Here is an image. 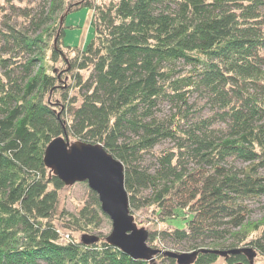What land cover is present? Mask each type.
Segmentation results:
<instances>
[{
    "label": "trees",
    "instance_id": "obj_1",
    "mask_svg": "<svg viewBox=\"0 0 264 264\" xmlns=\"http://www.w3.org/2000/svg\"><path fill=\"white\" fill-rule=\"evenodd\" d=\"M84 6L92 35L84 46L65 44L64 16ZM16 8L20 25L0 20V264H152L70 233L92 231L107 215L90 188L76 212H58L64 183L43 153L62 134L99 142L122 161L130 211L143 188L151 190L143 203L162 216L188 208L185 225L161 229V238L189 250L247 243L264 256V215L243 226V201L264 197V0H36ZM197 96L208 115L191 110ZM163 100L175 109L166 116L156 111ZM166 138L172 144L155 153L153 167L141 165V153ZM157 256L154 264H178ZM218 256L198 251L193 262ZM224 258L248 261L244 252Z\"/></svg>",
    "mask_w": 264,
    "mask_h": 264
},
{
    "label": "water",
    "instance_id": "obj_2",
    "mask_svg": "<svg viewBox=\"0 0 264 264\" xmlns=\"http://www.w3.org/2000/svg\"><path fill=\"white\" fill-rule=\"evenodd\" d=\"M43 162L64 184L86 181L97 194L100 209L111 221L105 240L132 258L146 259L154 264V255L160 252L175 258L178 264H190L198 251L209 250L222 256L244 252L247 263L235 261L231 264H254L255 250L249 246L225 249L199 247L187 251L149 246L146 230L136 224L129 210L123 163L99 142L77 139L70 142L66 134L54 136L45 146ZM79 240L84 244L93 243L98 240V235L82 232Z\"/></svg>",
    "mask_w": 264,
    "mask_h": 264
},
{
    "label": "rangeland",
    "instance_id": "obj_3",
    "mask_svg": "<svg viewBox=\"0 0 264 264\" xmlns=\"http://www.w3.org/2000/svg\"><path fill=\"white\" fill-rule=\"evenodd\" d=\"M12 1V6L10 4L4 3V0H0V20H7L9 23L15 24L16 26L21 24L22 17L15 15V12L18 10L16 6H24V5H32L36 2V0H10ZM4 4V5H3ZM13 7L14 11L11 10ZM16 9V10H15ZM92 9L89 7H80L75 10H71L67 12L64 16V34L62 40L65 44L74 45V46H84L85 43L89 40L92 35V27L90 24ZM61 62L57 60L55 66L60 67L61 79H63L62 85H66L67 80H69V74L66 72L67 70H61L65 66H61ZM178 67L182 66L181 63L177 64ZM67 67V66H66ZM183 67H186L184 65ZM86 72H84V75ZM68 78V79H67ZM71 81V80H70ZM71 84V82H70ZM75 88L69 89V95H73ZM193 107L192 109L196 113L205 116L210 113V106L208 104L203 103V99L197 97H192ZM78 101V100H77ZM77 103V102H75ZM174 106L167 100L161 101L157 106V114L160 116H166L172 111H174ZM63 135V134H62ZM67 135V134H66ZM68 137V135H67ZM69 141H73V139L69 138ZM172 144L170 139H162L160 140L152 150L141 153L139 163L147 168H152L155 164L154 155L158 151L169 147ZM230 163H233L230 161ZM236 165H241V162H235ZM264 172V169L262 170ZM151 192L150 188H143L139 192V196L137 202L139 205L136 207H131L130 211L134 217V221L138 226L143 227L149 233H153L154 238L152 241L146 240V243L155 248H159L161 250L170 249L176 251H187L189 249L180 248L178 245L173 244L170 240L161 238L159 232L161 229H171L173 226H184L185 221L188 217L189 210L187 207L179 208L176 207L172 211L169 216H162V214L155 208L154 204H144L143 199L149 195ZM90 198V191L86 181H74L70 184H64L62 188L58 190V204L57 210L58 212L64 211L65 213H74L78 210V208L84 204ZM244 203H247L249 207V213L246 215V224L244 223V227H248L252 222L260 219L264 215V197L259 198H246ZM99 224L98 227L93 229L92 231H85L88 233H94L98 235L99 238H104L105 235L109 232L111 228V221L108 216H99ZM59 220V218H58ZM58 223V222H57ZM61 233L67 235L70 231L62 226H60ZM76 238L79 239V236L82 232L78 230H71L70 232ZM253 234V233H252ZM247 244V243H246ZM239 244L238 247H242ZM248 245V244H247ZM204 246H210L209 244H204ZM160 253V252H158ZM156 261H159L157 253L154 255ZM247 263V262H246ZM254 264H262L264 263V256L256 255L253 257ZM190 264H196L194 262ZM206 264H231L227 263L224 256L219 255L214 261L206 263Z\"/></svg>",
    "mask_w": 264,
    "mask_h": 264
}]
</instances>
